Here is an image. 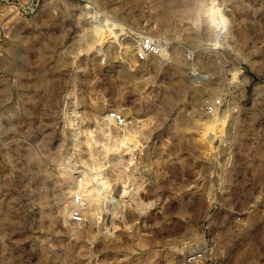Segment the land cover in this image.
<instances>
[{
    "label": "rangeland",
    "instance_id": "obj_1",
    "mask_svg": "<svg viewBox=\"0 0 264 264\" xmlns=\"http://www.w3.org/2000/svg\"><path fill=\"white\" fill-rule=\"evenodd\" d=\"M144 38L159 52L140 60ZM136 182L142 211L124 204ZM191 251L264 264V0H0V264H187Z\"/></svg>",
    "mask_w": 264,
    "mask_h": 264
},
{
    "label": "bare ground",
    "instance_id": "obj_2",
    "mask_svg": "<svg viewBox=\"0 0 264 264\" xmlns=\"http://www.w3.org/2000/svg\"><path fill=\"white\" fill-rule=\"evenodd\" d=\"M207 10H206V16L208 17V19H209V21H210V23L212 24V27H213V38L211 39V42H213L212 44H213V46L215 45H217V44H220V41H221V39L220 38H222V34H223V27H224V18H223V16H222V14H221V9H220V7H219V5L218 4H216L215 2H212L211 4H210V6L208 7V8H206ZM205 12V11H204ZM98 30V32L100 33V37H99V39H100V42H99V44H97L96 46H98V47H100L101 46V44H102V29H97ZM96 30V31H97ZM110 32V31H109ZM114 32V31H113ZM119 33H111V35L110 36H108V37H112L113 39H115V38H118V37H120L122 34V32H120V31H118ZM104 39V38H103ZM218 46V45H217ZM161 47V46H160ZM194 77V76H193ZM196 77H199V76H196ZM195 79V78H194ZM193 79V80H194ZM110 116H112V115H106L105 116V118H104V121H105V119H107V117H110ZM112 118V117H111ZM218 120V119H217ZM215 121V119H214V121L215 122H218V121ZM221 120H223V119H221ZM213 121V123L214 124H217V123H215ZM107 122V121H106ZM111 122V121H110ZM106 124H108V123H106ZM217 125H221L220 123H218ZM216 125V126H217ZM121 140H119L121 143L124 141V143L123 144H126L128 147H126V148H128L129 150H132L133 149V147L135 148V145H137V143H136V141H135V143L136 144H134V138L132 137V136H130V135H127V134H124V135H122V137L120 138ZM112 140V139H111ZM118 140V139H117ZM110 141V140H109ZM118 142V141H117ZM114 143H116V142H114ZM121 143H119V147L118 148H120V145H121ZM118 146V145H117ZM122 146V145H121ZM124 146V145H123ZM122 146V147H123ZM103 147L104 148H108V150H112V148L110 147H107L106 146V144H104L103 145ZM115 149V148H114ZM137 149V148H136ZM126 149H124V151H125ZM115 152V154L119 151V149H118V151L115 149V150H112V152ZM117 151V152H116ZM124 151L122 152V154L124 153ZM126 152V151H125ZM134 152V151H133ZM111 153V152H110ZM127 153L129 154L130 152H128L127 151ZM114 154V155H115ZM120 154V153H119ZM118 155V154H117ZM131 155V154H130ZM93 156V155H92ZM111 156V155H110ZM120 156V155H119ZM120 157H123V155H121ZM92 159H93V157H91ZM96 160V159H95ZM113 163H114V161H113ZM117 163H119V162H117ZM125 164V163H124ZM94 165H95V163H94ZM118 165V164H117ZM90 166V165H89ZM100 166V165H99ZM91 167V166H90ZM97 167V166H96ZM88 168V167H87ZM92 168H94V167H92ZM124 168V167H123ZM96 170V169H95ZM84 172V171H83ZM99 171H97V173H98ZM95 173V172H94ZM83 174V173H82ZM92 177V176H91ZM115 177V176H114ZM87 178V177H86ZM100 180V179H99ZM97 183L98 184H100L101 186H104V185H102L103 184V182H100V181H97ZM102 183V184H101ZM100 185H99V187H100ZM123 187V186H122ZM102 188V187H101ZM105 188V187H104ZM124 188V187H123ZM141 188V184H139V183H137L136 182V184H134V191L131 193L128 189V192H127V199L126 200H124V204L125 205H133V206H135L134 208H139L141 211H142V207H144V206H147V205H145V204H143L142 205V203H140V201H139V197L137 196V194H138V191H139V189ZM98 189V188H97ZM97 189H95V187L94 188H92V189H90L89 191L88 190H86V195H88L89 197H96V198H102L101 199V201L103 200V203H102V205H103V207H101V208H103V210H105L106 211V214L108 215V216H111V215H114L117 211H115L116 210V208H115V206L116 205H118V204H120V200L118 199V200H112L111 198H113V196H111V195H109V194H107L105 191H99V190H97ZM106 189V188H105ZM114 189V188H113ZM122 189V188H121ZM112 192V191H111ZM126 193V191L125 190H123L122 191V194H125ZM85 194V193H84ZM95 198V199H96ZM139 198V199H138ZM98 199V200H99ZM123 202V201H122ZM100 203V204H101ZM111 203H113V204H115V203H117L116 205H114V206H111ZM110 204V205H109ZM112 204V205H113ZM148 204V203H147ZM117 207V206H116ZM149 207V206H148ZM99 208V207H98ZM119 208V207H118ZM121 208V207H120ZM123 208V207H122ZM100 209V208H99ZM102 210V209H101ZM119 210V209H118ZM66 211V213H65V220L64 221H68L69 220V215L71 214V213H69L68 214V210H65ZM98 212H100V211H98ZM97 212V213H98ZM96 213V214H97ZM117 214V213H116ZM115 214V215H116ZM89 216V215H88ZM99 216V215H98ZM119 216V215H118ZM91 217V216H90ZM112 218V217H111ZM84 220H85V217H84ZM92 220V219H91ZM114 220V219H113ZM97 221V220H96ZM100 221V220H99ZM103 225V224H102ZM110 225V224H109ZM104 228V227H103ZM105 229L107 230V228L105 227ZM102 231V230H101Z\"/></svg>",
    "mask_w": 264,
    "mask_h": 264
},
{
    "label": "built area",
    "instance_id": "obj_3",
    "mask_svg": "<svg viewBox=\"0 0 264 264\" xmlns=\"http://www.w3.org/2000/svg\"><path fill=\"white\" fill-rule=\"evenodd\" d=\"M159 52V46L151 38H144L141 40L138 50L137 57L140 60H146L148 57L156 56ZM113 116V115H112ZM86 200L83 197V194L79 192L75 195L73 211H72V220L75 223H82L84 221V209H85ZM201 252H187L185 255V260L187 264H194L198 262L202 257Z\"/></svg>",
    "mask_w": 264,
    "mask_h": 264
}]
</instances>
